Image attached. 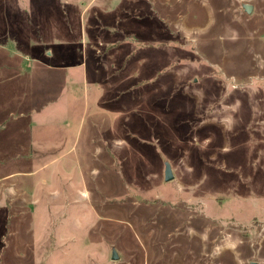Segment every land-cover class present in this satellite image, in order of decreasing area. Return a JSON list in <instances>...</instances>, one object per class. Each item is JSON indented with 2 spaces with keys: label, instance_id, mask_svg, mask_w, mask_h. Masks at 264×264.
I'll return each mask as SVG.
<instances>
[{
  "label": "rangeland",
  "instance_id": "374dc122",
  "mask_svg": "<svg viewBox=\"0 0 264 264\" xmlns=\"http://www.w3.org/2000/svg\"><path fill=\"white\" fill-rule=\"evenodd\" d=\"M252 263L264 0H0V264Z\"/></svg>",
  "mask_w": 264,
  "mask_h": 264
},
{
  "label": "water",
  "instance_id": "95a60500",
  "mask_svg": "<svg viewBox=\"0 0 264 264\" xmlns=\"http://www.w3.org/2000/svg\"><path fill=\"white\" fill-rule=\"evenodd\" d=\"M244 6V9L246 11V13H251L252 12V9L253 7L251 5H243ZM165 175H164V178H165V181H171L173 180V173H172V168H171V164L169 162H166V166H165ZM112 258L113 260H118V256L116 254V251H113L112 253ZM254 264V263H252Z\"/></svg>",
  "mask_w": 264,
  "mask_h": 264
}]
</instances>
